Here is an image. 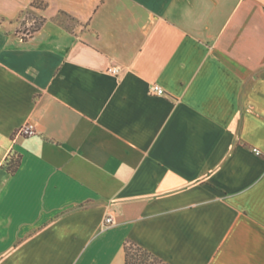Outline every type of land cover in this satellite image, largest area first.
I'll use <instances>...</instances> for the list:
<instances>
[{
    "label": "crops",
    "instance_id": "1",
    "mask_svg": "<svg viewBox=\"0 0 264 264\" xmlns=\"http://www.w3.org/2000/svg\"><path fill=\"white\" fill-rule=\"evenodd\" d=\"M33 1L0 0V264H126L128 239L264 264V0Z\"/></svg>",
    "mask_w": 264,
    "mask_h": 264
},
{
    "label": "trees",
    "instance_id": "2",
    "mask_svg": "<svg viewBox=\"0 0 264 264\" xmlns=\"http://www.w3.org/2000/svg\"><path fill=\"white\" fill-rule=\"evenodd\" d=\"M36 1L34 0L32 2V5L35 6ZM41 6L43 7L44 4L41 2ZM44 23V20L37 25V27L34 29V31H37L42 24ZM21 162V156L12 154L11 157L8 159V170L11 173H14ZM125 253H126V264H169L166 261H164L162 258L158 257L151 251L147 250L146 248L138 245L136 242L128 239L125 242Z\"/></svg>",
    "mask_w": 264,
    "mask_h": 264
},
{
    "label": "built area",
    "instance_id": "3",
    "mask_svg": "<svg viewBox=\"0 0 264 264\" xmlns=\"http://www.w3.org/2000/svg\"><path fill=\"white\" fill-rule=\"evenodd\" d=\"M120 68L117 66H110L108 71L113 74H118ZM152 92L158 95H164L166 93L165 89L159 84H154L152 86ZM37 133L36 125L31 122L24 123L16 132V135L20 136H32ZM257 154H261L260 151H257ZM113 224V217L108 216L106 218V227H109Z\"/></svg>",
    "mask_w": 264,
    "mask_h": 264
},
{
    "label": "rangeland",
    "instance_id": "4",
    "mask_svg": "<svg viewBox=\"0 0 264 264\" xmlns=\"http://www.w3.org/2000/svg\"><path fill=\"white\" fill-rule=\"evenodd\" d=\"M41 5L42 4L40 1H36L35 6L40 7ZM22 16H23L22 20H24V17H26L25 20H27V19L31 20L30 27H26V30L27 29L29 30L28 33H32L34 31V29L37 27V25H39L43 20L41 17L33 15L31 13V9L26 10L24 12V15H22Z\"/></svg>",
    "mask_w": 264,
    "mask_h": 264
}]
</instances>
